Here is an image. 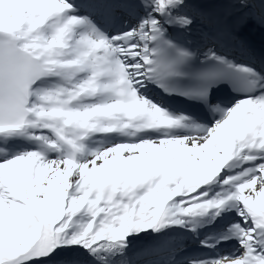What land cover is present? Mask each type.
<instances>
[{"label":"snow or ice","instance_id":"snow-or-ice-1","mask_svg":"<svg viewBox=\"0 0 264 264\" xmlns=\"http://www.w3.org/2000/svg\"><path fill=\"white\" fill-rule=\"evenodd\" d=\"M0 264H264V0H0Z\"/></svg>","mask_w":264,"mask_h":264}]
</instances>
